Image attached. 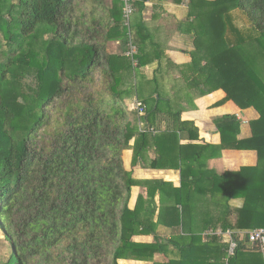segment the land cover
Segmentation results:
<instances>
[{"label": "trees", "instance_id": "trees-1", "mask_svg": "<svg viewBox=\"0 0 264 264\" xmlns=\"http://www.w3.org/2000/svg\"><path fill=\"white\" fill-rule=\"evenodd\" d=\"M80 1L93 7L104 4L103 0H0V230L10 247L9 257L0 264L152 260L165 245L137 243L134 238L166 227L175 210L180 219L176 226L181 225L183 233L168 246L180 250L182 258L168 264H198L193 253L199 247L207 253V264H264L248 235L225 262L228 245L215 236L202 243L201 236L191 231L193 207L184 202V192L199 188L201 175L194 165H200L204 154L199 151L194 160L188 158L191 146L180 140L184 135L198 139L199 130L194 122L182 121V112L173 111L162 98L157 77L146 82L155 84L153 106L133 95L132 87L123 89L124 75L133 78L136 66L129 57L108 53L107 45L116 39L127 45L130 39L138 48L139 70L147 61L158 62L160 70L165 53L149 34L142 36V21L137 32L142 42L136 45L133 36L128 37L132 25L122 18V0H113V18L108 20L96 8L78 12ZM147 1L133 4L139 14ZM189 9L192 62L184 67L167 65L179 71L189 90L206 96L222 89L225 101L259 113V119L250 122L252 137L246 140L238 139L241 121L235 115L216 119L221 145L202 149L214 151L209 158H219L223 150L257 152L255 167L208 176L221 182L218 188L226 201L217 204L229 208L233 198L245 200L236 211L235 229L263 228L264 0H191ZM238 10L246 14L248 29L236 24ZM31 71L36 72L34 87L25 83ZM135 98L146 107L143 116L124 103L130 99L133 108ZM164 121L167 130L153 135ZM151 148L157 157L149 161ZM127 150L133 151V167L181 170V188L162 182L149 189L146 198L139 196L131 209L133 187L151 182L135 180L125 169ZM237 179L243 181L239 192L230 184ZM168 191L178 194L180 211L177 204L168 208L164 200ZM225 226L224 231L230 228Z\"/></svg>", "mask_w": 264, "mask_h": 264}, {"label": "crops", "instance_id": "crops-1", "mask_svg": "<svg viewBox=\"0 0 264 264\" xmlns=\"http://www.w3.org/2000/svg\"><path fill=\"white\" fill-rule=\"evenodd\" d=\"M146 10L144 12V23L147 24L153 21V18H158L159 13L154 12L152 16V11L149 12V9L163 12V21L160 26H163L164 29H159L160 26L156 29L160 36L165 38L167 42V47L163 49L165 53L164 61L162 65L165 67V71L161 72V75L158 76V85L161 90L162 95H166L167 92L171 93L174 85L180 90L182 88L183 94L187 93V88L185 83L182 85L179 71L174 69L172 66L167 65L171 64L179 67H184L191 64L192 57L191 52L193 51V39L187 34L189 31L188 28V10L185 5V0H149L145 3ZM157 8V9H156ZM147 11V12H146ZM186 16V18H185ZM158 20V19H157ZM171 22V26L169 25ZM154 25L151 23L150 26ZM174 27L176 29H174ZM158 38V37H157ZM161 42V41H160ZM192 45V46H191ZM169 60V62H168ZM159 63L155 62L151 64L148 62L147 66L144 67L146 71H143V75L135 78V85L138 86V89L142 91L145 95L150 92L152 87L150 81L154 76H151L149 79V71L157 72ZM156 74V73H155ZM144 76V77H143ZM144 85V86H143ZM155 89V85L153 86ZM192 91V90H191ZM164 92V94H163ZM153 97H157L153 95ZM227 94L224 90H217L209 95L201 96L198 91L193 92L192 101L185 100V97H182V100L175 101L173 99L168 100L171 104L173 111H181L182 121L194 122L195 126L198 128V139H191L187 135L181 137L180 144L183 146L190 145L188 148L187 157L190 159H195L196 152L202 151L204 154L200 159V165H194V171L197 176L201 175V180L199 181V188L194 190L192 188L187 189L184 192L185 203H191L193 207L191 211V227L196 235L201 236L202 243L207 242L211 237H218L220 240L228 245L229 248V236L227 233H231L232 236L239 242L244 241L245 236L250 232L254 231H244L237 230L234 227L237 222V212L244 205L243 198H233L229 202V208H226L223 205L217 203H225V198L220 193L221 186L220 181H215V179H210L208 175L216 173L217 175H224L225 173H237L241 169L247 167H255L258 164V155L256 151L251 150H223L219 158H209L211 154L210 149L204 152V146H219L221 145V134L219 133L215 120L222 118L227 115H235L241 121V131L238 136L239 140H246L252 137V129L250 122L259 119V113L254 108H249L242 110L235 102L225 101ZM138 100L134 99L133 101ZM221 103V104H220ZM168 123L163 122L160 128L154 133H163L167 130ZM134 144V141L131 142V145ZM193 146L198 147V149L193 148ZM131 153V156L129 157ZM127 154V158L125 156ZM157 157L155 148H151L149 151V161ZM133 151L127 150L123 153L124 167L128 172L132 173V177L138 181H149L150 184H141L134 186L131 192V198L129 206L131 209L136 207L139 196L147 197L149 189L158 188L162 182L171 184L174 189L181 188L182 185V174L181 170H153L150 168H143L142 166H132ZM187 170H191V166H186ZM187 171V172H188ZM232 188L235 191H240L241 184L243 181H231L230 183ZM261 185L264 186V181H261ZM170 186V185H168ZM167 186V187H168ZM215 186V188H213ZM170 189V187H168ZM215 192V195L212 194ZM175 192L168 191L167 195H164V200L166 201L168 208L177 204V209L181 210V205L178 204V199ZM161 194L157 192L156 202L159 204ZM172 219H167V225L160 226L156 228V233L149 236H137L134 238V241L137 243L151 244L159 243L165 245L164 249L160 252H157L152 260L148 261H137L131 259L119 260L118 264H168L170 261L180 260L182 258V253L180 250L174 248L173 246H168L169 241H173L174 237L178 234L183 233L182 227L176 226L177 222L179 224V214L177 211L171 213ZM158 212L155 216L154 221L157 220ZM173 223V226H168L170 223ZM226 225V226H225ZM223 226L230 227L228 230L224 231ZM178 227V228H171ZM189 228V221H188ZM259 229V228H258ZM256 230V229H255ZM248 248H252L251 245H248ZM228 250V249H227ZM260 252V251H259ZM263 255L264 253L260 252ZM195 259L200 261L198 264H207L204 259L206 257V251L199 247L194 253ZM227 257L225 262H227ZM215 262V261H214Z\"/></svg>", "mask_w": 264, "mask_h": 264}, {"label": "rangeland", "instance_id": "rangeland-1", "mask_svg": "<svg viewBox=\"0 0 264 264\" xmlns=\"http://www.w3.org/2000/svg\"><path fill=\"white\" fill-rule=\"evenodd\" d=\"M136 1H138V0H136ZM190 1L191 0H185V5L187 7L188 14H189V10H190L189 9ZM102 2H104V4H102L101 7H100V5L98 7H93V6L89 5L87 2L80 1V4H77L76 7H77L78 12L80 10H84V11H87L89 13L91 12V10L93 8H96L97 13L100 16L104 17V19H106V20H108L110 18L112 19L113 17L111 16V14H112L111 11H112V9L114 7V1L113 0H103ZM117 7H119V5H117ZM121 10H122V18H123L124 17V4H123V9H122V6H121ZM145 10H146V6H145L144 11L141 14H139L138 9L135 6L134 7V13H133V15H132V17L130 19V24L132 26H131V31L128 33V34H130V35H128V37L129 36L130 37L133 36V41L135 39L136 45L139 42H142V41H139L141 38H139L137 32L139 31V27H138L139 22L142 21L144 23L143 17H144ZM160 10L161 9H159L158 11H156V10L154 11V10H152V8L149 9V12L152 11V16L154 15V12H158L159 13V17L158 18H153V21L150 22V23H148L149 24L148 25V28H147V24L144 23L145 30H141L140 33L144 37L149 34L151 38H153L155 41H157L159 43V47L160 48H164L165 49L167 47V42L165 41V38L163 36H160L158 34V31L156 30L160 26L161 22L163 21L162 20L163 19V16L161 15L163 12H161ZM237 14L238 15H237V17H235V21H236V24H238V27L248 29V27H250V23H249V20H248L246 14L243 11H240V10L237 11ZM185 18H186V16H185ZM151 23H154V25L150 26ZM187 24H189V23L187 22ZM169 25H171V22H169ZM171 26H174V25H171ZM188 28H189V31H187V34H189L192 37V39H193V36L191 34V31H190V28H191L190 25H188ZM159 29H164V27L163 26H160ZM174 29H176V28L174 27ZM194 32H195V30L192 31V33H194ZM48 37L49 36H47L46 39ZM131 43H130V39H129V42L127 43V45H124V41L122 39L113 40L111 42H108L107 52L110 53V54H113V55H119V56L122 55L124 57H127V54H128L129 47H130V44ZM146 47L149 48L148 51L151 53V56L152 57H155L154 56L155 50H153L148 45ZM137 50H138V48H137ZM148 62L149 61H147V63ZM132 70H133V78H131L130 75H127V74L124 75V78H123V80H124L123 81V89H128V88L132 87V90H133V93L132 94L133 95H135V96L138 95L140 97V100L146 99L149 102V104L151 106H153V104H154L153 95L155 93V90L153 89V86L155 84H153L152 82H149V83H151L150 84V87H152V89L146 95L144 93H142V91L140 89L138 91V86L136 88V85L134 84L135 83V78L136 77H139L143 73V71H146V70L143 69V68H141L139 70V67H137V66L135 68H133ZM163 71H165V67L161 63L160 70H157V72H152V73L149 71V79H150L151 76H155V77L158 78V76L161 75V72H163ZM35 75H36V72L35 71H31L29 73V76L25 80V83L28 84L27 86H31V87H34L35 86V84H36V82H35V80H36L35 79ZM177 80H181L180 82H181L182 85L185 83L182 79H177ZM98 88H99V86H98ZM186 88H187V86H186ZM121 89H122V87H121ZM186 90H187V93L185 92V95H184L182 88H180V90H178L176 88V84H175L174 87H173V89L171 90V93L170 94H169V92H167V94L165 95L164 92H163L164 97H162V98L165 99V100H167V101L170 100V99H173L175 101L176 100L179 101V100H182V97H185L184 98L185 100H188V101L191 102L192 101V98H193V92L196 91V90H192L191 91L188 88ZM160 94H161V92H160ZM130 101H131L130 99H127L126 101H124V103L125 104L127 103L129 105V107L131 109H133L132 108V104L130 103ZM161 104H164V103L161 102ZM165 106L167 107V104H165ZM141 123L142 122H140V126H141ZM157 134L159 135L161 133H159V132L158 133H153V135H157ZM126 155L127 154H125V156ZM130 156H131V153H130L129 157ZM126 158H127V156H126ZM9 253H10V247L8 245V242L5 240L4 233L0 230V262L2 260H6L9 257Z\"/></svg>", "mask_w": 264, "mask_h": 264}, {"label": "built area", "instance_id": "built-area-1", "mask_svg": "<svg viewBox=\"0 0 264 264\" xmlns=\"http://www.w3.org/2000/svg\"><path fill=\"white\" fill-rule=\"evenodd\" d=\"M136 0H122L123 4H124V20L127 26L130 25V19L134 13V6L133 4L135 3ZM137 54V49L136 47L131 43L130 47H129V51L127 54V57H129L134 66H137V61L135 59V55ZM145 105L139 101V100H135L134 104H133V109L136 110L138 112L139 116H143L145 114ZM143 126V123H141V128ZM227 235L230 237L229 238V248L227 250V258H230L232 256H234L239 243L238 241L232 236L231 233H227ZM249 236V242H251L252 244H256L258 246V248L260 249V251L262 253H264V227L263 228H259L256 229L252 232H250L248 234ZM228 262V259H227Z\"/></svg>", "mask_w": 264, "mask_h": 264}]
</instances>
